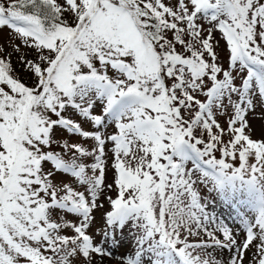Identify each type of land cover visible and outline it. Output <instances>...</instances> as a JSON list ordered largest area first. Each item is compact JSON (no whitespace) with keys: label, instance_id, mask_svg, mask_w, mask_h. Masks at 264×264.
I'll return each instance as SVG.
<instances>
[{"label":"snow or ice","instance_id":"snow-or-ice-1","mask_svg":"<svg viewBox=\"0 0 264 264\" xmlns=\"http://www.w3.org/2000/svg\"><path fill=\"white\" fill-rule=\"evenodd\" d=\"M5 27L33 84L0 46V264H104L125 229L119 264H264V139L247 120L264 105V0H0ZM57 128L92 143L46 151ZM198 183L252 213L234 229Z\"/></svg>","mask_w":264,"mask_h":264},{"label":"rangeland","instance_id":"rangeland-1","mask_svg":"<svg viewBox=\"0 0 264 264\" xmlns=\"http://www.w3.org/2000/svg\"><path fill=\"white\" fill-rule=\"evenodd\" d=\"M165 2H167V0H165ZM205 27L207 28V25H205ZM169 36H171V34H169ZM214 39L220 41V47L216 49L220 57L219 62L225 68H227L224 41L221 39L219 32L214 33ZM12 43H19V41L12 38L10 30L7 29L6 27L3 29H0V46H3V48L5 49V54L12 53L11 60H16L19 58H18V55H16L17 53L12 52V48H11ZM23 50L24 49H22V51ZM15 75H20V76L24 75V77L26 76V82L24 83H28L30 79H32L31 74L27 73L25 70L22 71L21 74L15 73ZM20 79L23 81L22 78ZM32 84L33 82L31 83V85ZM65 115L71 118L77 119L78 121L81 119L78 116H76L71 110L66 111ZM52 118L55 119L56 117L53 116ZM217 119L221 123L222 127H226L225 121L227 117L217 114ZM247 120L250 125V131H251L252 138L257 139V140L264 139V105H261L259 102H257L255 109L253 111L248 112ZM83 127L85 128V130H91L90 124H84ZM108 131L111 132L112 129L109 128ZM53 139L56 141V143L52 144V146L49 149H45V150L46 151L47 150L57 151V152H61L62 154H63V150L60 148V143H62L66 139L72 142H81L84 144L85 147H88L89 144L92 143V141L90 140L84 141L83 138L76 137V136H70L64 130L60 128L55 129ZM224 139L227 140L228 136H225ZM64 155H65V158L67 159V154H64ZM235 163H238V160ZM191 166H192L191 162H189L188 167H191ZM44 167L46 171L52 170L50 162H45ZM109 176H111V172L109 173ZM61 179H63L65 182H69L70 178L65 176L62 173H57L55 174L53 181L54 183H59ZM196 187H197V190L200 192V195L202 197V202L208 203V211L214 212L218 218L222 217L225 220V222H228V224L233 226L234 229H235L236 224L239 223V217L237 216V213L244 214V215H248L252 213V209L249 206H247V204H238L236 202V200L240 198L234 199L231 203H225L218 197L217 193L209 192L208 187H206L205 185L198 183ZM80 190H83V189L81 188ZM104 208L105 209L108 208L107 203H105ZM101 211L103 210H98L94 213V215L96 216V222L93 225L92 229H90V234H94L96 232V229L103 227L102 220H101ZM61 215H63V213H61ZM67 219L75 221L76 218L69 215L67 216ZM204 238L205 237L203 235H201L200 237H190V239H193V240L204 239ZM94 239L97 242H99L101 240V236L94 235ZM109 247L114 249L113 257L105 258L104 264H119V258L131 252L132 246H131V241L127 235V229H125V234L121 241L120 246L116 247L115 244H112L111 242H109ZM216 258L218 260H227L228 253L226 251L223 253H220L219 251H217ZM245 264H248L247 259L245 260Z\"/></svg>","mask_w":264,"mask_h":264},{"label":"trees","instance_id":"trees-1","mask_svg":"<svg viewBox=\"0 0 264 264\" xmlns=\"http://www.w3.org/2000/svg\"><path fill=\"white\" fill-rule=\"evenodd\" d=\"M24 53H26L27 54V56H28V58L30 59V58H33V53H31L29 50H27V49H24L23 51H22V53H20V54H16V55H18V58H19V56L21 55V54H24ZM12 64H13V67H14V69H15V73L16 74H21L22 73V71H24V68H23V65L20 63V61H19V59H16V60H12ZM19 78H22L23 79V81L22 82H26V76L24 77V75H22V76H20V75H17ZM33 82V79H30V81L28 82V83H25L26 85H29V86H32L31 85V83ZM205 138H206V136H205ZM238 165V164H237Z\"/></svg>","mask_w":264,"mask_h":264},{"label":"bare ground","instance_id":"bare-ground-1","mask_svg":"<svg viewBox=\"0 0 264 264\" xmlns=\"http://www.w3.org/2000/svg\"><path fill=\"white\" fill-rule=\"evenodd\" d=\"M228 223V222H227Z\"/></svg>","mask_w":264,"mask_h":264}]
</instances>
